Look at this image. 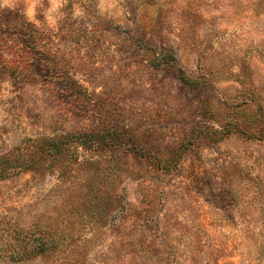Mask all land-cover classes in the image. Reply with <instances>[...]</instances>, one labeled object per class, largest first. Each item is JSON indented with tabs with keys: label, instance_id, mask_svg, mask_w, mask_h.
<instances>
[{
	"label": "rangeland",
	"instance_id": "obj_1",
	"mask_svg": "<svg viewBox=\"0 0 264 264\" xmlns=\"http://www.w3.org/2000/svg\"><path fill=\"white\" fill-rule=\"evenodd\" d=\"M0 161V264H264V0H0Z\"/></svg>",
	"mask_w": 264,
	"mask_h": 264
},
{
	"label": "trees",
	"instance_id": "obj_2",
	"mask_svg": "<svg viewBox=\"0 0 264 264\" xmlns=\"http://www.w3.org/2000/svg\"><path fill=\"white\" fill-rule=\"evenodd\" d=\"M97 136L98 134L94 135L93 137L97 138ZM47 138H48V146L45 149L39 148L38 154L47 153L57 156L65 152L66 140L63 136L61 137L59 135L53 134V136ZM83 139L82 141H88V139L90 140L89 137L87 140H83ZM1 162L2 161H0V179H4L6 178V176H8L7 173L8 170L4 168L3 163ZM16 227L17 228L13 232L14 234L13 239L11 240V242H8V245L4 247V250L3 249L0 250V255H3L4 253L6 254L10 253L11 256L9 257V259L13 258L16 260L19 258L22 259V258L30 257L29 256L30 253L33 255L35 254V257H37L38 255H43L44 258L48 256L52 257L53 255L55 257V255H57L59 257V258L57 257V260L64 259L67 256L66 252H64L66 251V248L60 247L56 243L49 244L51 242L48 241L41 242L42 241L41 239L39 244H36L35 238L28 239L29 231L39 236H45L47 231H51L49 229L50 228L49 225H44L43 227H41V229L32 228L31 230L30 229L26 230V227H21L19 225ZM78 240L79 239H77V241ZM73 243L75 244L77 242L74 241ZM61 264H67V259L63 260Z\"/></svg>",
	"mask_w": 264,
	"mask_h": 264
}]
</instances>
